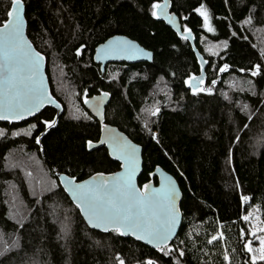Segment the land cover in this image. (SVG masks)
<instances>
[{"label": "trees", "instance_id": "obj_1", "mask_svg": "<svg viewBox=\"0 0 264 264\" xmlns=\"http://www.w3.org/2000/svg\"><path fill=\"white\" fill-rule=\"evenodd\" d=\"M22 1L27 36L46 58L50 90L63 110L43 135V124L26 134L37 118L0 121L5 131L0 136V247L11 245L13 237L19 242L0 255V264H118L117 257L125 264L148 259L155 264H252L244 248L249 241L257 244L249 236L252 216L264 226V74L252 77L250 69L264 67V0H168L166 13L179 20L174 27L164 15L151 16L153 0ZM201 3L213 32L202 27L195 12ZM10 6V0H0V25ZM250 8L251 25L243 23ZM184 27L191 30L187 40L177 34ZM114 34L151 50L152 61L108 63L101 71L93 61L94 48ZM81 44L85 47L77 55ZM224 64L229 67L220 72ZM189 76L195 79L185 84ZM201 76L198 86L211 91L193 93L189 85ZM102 91L110 94L104 123L142 147L139 187L157 182L156 166L179 184L182 223L168 244L169 255L134 238L89 228L60 186L57 172L83 180L120 168L104 146L89 149L87 144L99 139L102 123L83 101ZM154 108L159 111L151 115ZM54 115V108L45 107L38 119ZM13 131L19 135L12 136ZM53 182L58 187L52 188ZM241 196L248 199L242 202ZM250 211V220H242ZM212 236L217 239L209 243Z\"/></svg>", "mask_w": 264, "mask_h": 264}, {"label": "snow or ice", "instance_id": "obj_2", "mask_svg": "<svg viewBox=\"0 0 264 264\" xmlns=\"http://www.w3.org/2000/svg\"><path fill=\"white\" fill-rule=\"evenodd\" d=\"M168 0L157 2L153 0L150 5L152 17L164 15L170 19V14L165 12ZM10 10L7 11V18L3 20L0 26V120L3 121H21L28 117L37 118L36 123L28 125L27 135H32V130L37 128L38 124H43L45 131L55 125L56 120L38 119L41 110L46 104H52L59 107L56 100L48 93L44 78L41 75V61L44 57L40 52L36 51L24 33V19L21 15V0H10ZM203 3L195 9L203 17L202 27L208 32L214 29L209 22L208 13L204 10ZM252 9H249V15L243 23L251 25L253 23ZM174 24V22H173ZM190 29L184 27L183 33L177 32L184 40L190 35ZM235 35V33H233ZM225 47L227 44L225 42ZM83 44L76 48V54L81 55ZM255 47V45H253ZM146 56L151 58V53L141 48L134 40H130L123 36H111L109 39L100 43L96 47V55L94 59L102 60L108 56L125 57L132 59L136 56ZM261 56L264 57V50H261ZM228 65H221L220 72L228 69ZM251 76L264 74V67L260 64H254L251 67ZM245 71V69H240ZM112 77H110L111 79ZM195 79L189 76L185 80V84ZM215 84V80L212 81ZM249 86L252 87L249 81ZM199 85L203 84V77L199 78ZM193 93L211 91V88H204L198 85H189ZM87 91V90H85ZM253 94L255 90L253 87ZM108 92H101L99 102L102 103L104 97L108 96ZM227 98V97H226ZM93 101L97 97H91ZM86 104L89 100L86 98ZM239 103V102H237ZM264 103V100L261 101ZM92 107L98 111L97 105ZM248 105L242 106L241 111H246ZM159 108H154L151 115H155ZM86 119H91L86 114ZM251 120L252 116L249 115ZM147 127V125H145ZM247 124H245V128ZM104 126H102L103 130ZM20 131H24L21 129ZM108 135L102 143H107L112 150L111 154L117 156L121 161V169L123 171L104 175L103 173H95L87 180L79 181L73 176H62L64 191L69 193L72 201L80 212L83 213L87 224L94 229H100L103 232L118 233L120 235L130 234L137 240L147 241L154 245L159 251L165 255H169L168 241L172 236L179 217V209L176 206V199L179 193L176 190L174 182L170 177H164L159 188L150 187L145 184L143 188H137L134 183V175L137 165L138 146L132 144L122 134H112V130H108ZM4 129H0V136H4ZM12 136L19 135L18 131H13ZM43 135V133H41ZM152 139H157L155 132H150ZM37 144L40 143V136L35 137ZM89 147L92 141H87ZM231 162V149H229V163ZM239 185H237L238 187ZM52 188L58 187L53 182ZM15 199V197H13ZM247 196H241V201L247 200ZM252 216L250 211L247 215L241 217L244 221H249ZM61 231L65 236L68 235L67 227H62ZM257 232L264 233V226L257 228L255 225L250 226L249 236L259 241V247L254 248L252 242H246L244 248L251 253L252 264L257 261H264V235H256ZM223 239V233L218 234ZM240 235L244 236V230L241 229ZM217 236H212L209 243L216 240ZM99 243V241H97ZM19 242L13 237L11 245L5 243L0 247V255H4L9 247H18ZM183 256V251L180 252ZM118 258V264H125L123 259ZM223 258L229 261V254L224 252ZM145 264H155L148 259Z\"/></svg>", "mask_w": 264, "mask_h": 264}, {"label": "water", "instance_id": "obj_3", "mask_svg": "<svg viewBox=\"0 0 264 264\" xmlns=\"http://www.w3.org/2000/svg\"><path fill=\"white\" fill-rule=\"evenodd\" d=\"M21 4L23 5V7L21 8V15H22V17H23V19H24V33H25V37H26V38L28 39V41L31 43L32 47H33L36 51H38V50L35 48V46L32 44V42L30 41V39L28 38V36H27V33H26L27 23H26V19H25V15H24V3H23L22 0H21ZM9 10H10V9H9ZM165 12H166V11H165ZM164 19H165V21H166L167 24H169V25H171V26H173V27H174V26H178V24H179V20H178V18H177L176 16L172 15V14H170V19H169V18H166V17H164ZM173 22H174V24H173ZM0 26H2V24H1ZM112 36H123V37H126V38L130 39V40H134V39H131L130 37H128V36H126V35H123V34H114V35H112ZM110 37H111V36H109L107 39H109ZM107 39H105V40H107ZM105 40H104V41H105ZM104 41H103V42H104ZM134 41H135V42H136L141 48H143L145 51L151 53V58L146 57V56H139V55L136 56V57H134V58H132V59H127V58H125V57L108 56L107 58L98 61V60L94 59V57H95V55H96V47L100 44V43H99V44H97V45L95 46V48H94L93 56H92V57H93V61H94L95 63L99 64L101 71L104 70L106 64H108V63L125 62V63H131V64H133V63H139V62H150V61H152V59H153V53H152V51L149 50V49H147V48H145V47H143V46H142L140 43H138L136 40H134ZM103 42H101V43H103ZM38 52H39V51H38ZM40 54L44 57V59L41 61V75H42L43 78H44V82H45V85H46V87H47L48 93L52 95L51 90H50V85H49L48 76H47V73H46V58H45V56H44L41 52H40ZM194 85H198V83L195 82ZM102 92H106V91H102ZM100 93H101V92H98V93H95V94H93V95H91V96L86 97V98L89 100V103H87V104L84 102L86 98H85L84 101H83V105H84V107H85V108H86V109H87V110H88V111H89V112H90L95 118H97L98 121H99L100 123H102V126H104L103 130H102V126H101V128H100L99 139H98L97 141H95V142H92V146H91V147L88 146V148H89V149H93V148H97V147H100V146H104V147L107 149V152H108L109 157H110L111 159H113V160L119 162V164L121 165V161L117 158V156L111 154L112 150L109 148V145H108L107 143H102V141H103L108 135H110V133H109L108 130L111 129V130H112V134H122V135H123L124 137H126L127 140L130 141L132 144L137 145V146H138V151H137V154H136V155H137V165H136V171H135V175H134V178H133V179H134V183L136 184L137 188H140L139 185H138V178H139V176H140V174L142 173V170H143L142 147H141V145H139V144H137L136 142L132 141V140H131V139H130V138H129L124 132H122L121 130H119L115 125H112V124H109V123H104L105 107H106V105H107V104L109 103V101H110V94H109L108 96L104 97L103 102L100 103V102H99V96H100ZM93 96L97 97V100H96V101H93V100L91 99V97H93ZM52 97H53V99L56 100V102H57V104L59 105V107H57L56 105H52V104H46V105L44 106V108H45V107H52V108L55 109V115H54L53 118H55L56 123H57L58 118H59V115L61 114V112H62V110H63V107H62L61 103H60V102H59V101H58L53 95H52ZM93 104H96V105H97L98 111L92 107ZM44 108H43V109H44ZM43 109H42V110H43ZM42 110H41V111H42ZM30 118H31V117H28V118H25L24 120H27V119H30ZM24 120H21V121H24ZM0 121H3V120H0ZM4 122H9V121H4ZM13 122H20V121H11L10 123H13ZM56 123H55V125H56ZM55 125H53V126H55ZM53 126H52V127H53ZM50 128H51V127H50ZM50 128H48L47 131H48ZM47 131H45V128H44V130H43L42 133L45 134ZM121 171H123V170H122L121 167H120L118 170H116V171H114V172H112V173H103V174H104V175H109V174H113V173H117V172H121ZM61 174H63V176H65V177L68 176V175H67V174H64V173H59V172H57V177H58V180H59L60 186L62 187V189H64V184H63V181H62V176H61ZM152 175H153V176H156V178H157V182H156V183H152V182L146 183V184H150V187L159 188V187L161 186V183H162L164 177H170L171 180H172V181L174 182V184H175V187H176L177 192L179 193V196H178L177 199H176V206H177V208L179 209V217H178L177 223H176V225H175V229H174V231H173V233H172V236H171V238H170L169 241H168V244H169V243H170L172 240H174L175 237L177 236L178 231H179L180 226H181V223H182V214H181L180 206H179L180 201H181V198H182V192H181L180 187H179V184H178V182L176 181V179L174 178V176H173L172 174H170L169 172L165 171L164 169H162L161 167L156 166V167L154 168L153 172H152ZM92 176H93V175H91V176H89V177H87V178H85V179H83V180H87V179H89V178L92 177ZM83 180H79V181H83ZM64 192H65V191H64ZM65 193H66V195L69 197V199L72 201L70 194L67 193V192H65ZM72 202H73V201H72ZM73 203H74V202H73ZM74 204H75V203H74ZM79 211H80V210H79ZM80 214H81L83 220L85 221V223L87 224V221L85 220L83 213L80 212ZM87 226H88L89 228H91V229H94L93 227H91V226L88 225V224H87ZM94 230H98V231L103 232V231L100 230V229H94ZM122 236H123V237H127V238H134V239H136L134 236H132V235H130V234H126V235H122ZM136 240H137V239H136ZM138 241L141 242V243H143V244H145V245H147V246H149V247H151V248L157 249L154 245L149 244L147 241H144V240H138Z\"/></svg>", "mask_w": 264, "mask_h": 264}, {"label": "rangeland", "instance_id": "obj_4", "mask_svg": "<svg viewBox=\"0 0 264 264\" xmlns=\"http://www.w3.org/2000/svg\"><path fill=\"white\" fill-rule=\"evenodd\" d=\"M205 11H206V8L204 9ZM207 12V11H206ZM208 13V12H207ZM199 14V13H198ZM208 16H209V14H208ZM210 18V17H209ZM202 19H203V17H202ZM209 22H210V19H209ZM211 23V22H210ZM257 217H256V215L254 214L253 216H252V219H251V221H252V223H253V225H255L257 228H259L260 226H259V222L257 221V219H256ZM259 235H263V234H261L260 232H257ZM257 234V235H258ZM252 246L254 247V248H258L259 247V241L257 240V244H252ZM251 254V253H250ZM252 255V254H251Z\"/></svg>", "mask_w": 264, "mask_h": 264}]
</instances>
